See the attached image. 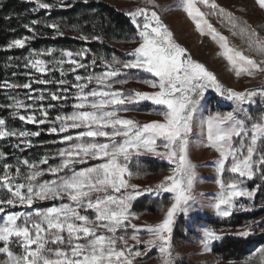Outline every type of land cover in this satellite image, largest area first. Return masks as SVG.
<instances>
[{
    "label": "rangeland",
    "instance_id": "1",
    "mask_svg": "<svg viewBox=\"0 0 264 264\" xmlns=\"http://www.w3.org/2000/svg\"><path fill=\"white\" fill-rule=\"evenodd\" d=\"M106 2L114 7L115 12L122 13L129 28L117 34L97 32L95 30L96 21L93 19L95 11L86 6L99 4L100 0H0V15L5 17L0 26V30H4L3 33L6 34L4 43L0 45V51L6 53L7 57L3 64L5 81L11 85L31 84L30 89L6 87L4 86L5 81L0 84L2 98L0 119L5 121V127L8 130L40 132L39 136L28 138L13 136L0 139V153L3 154L0 156V177L5 175V164L10 165L8 175L15 178L12 180V184L15 185L16 183H27L26 176L31 171L29 167L31 164H35L43 171V175L37 180L44 183L58 180L65 175L71 176L74 171L79 172L105 162L106 158L73 157L82 162L70 164L68 168L53 175L48 169L60 166L63 160L67 159L59 155L61 150L71 149L73 144L80 142L111 143V141L106 137H83L77 140L78 133L87 130L83 127L69 128L63 133L59 131L52 133L48 129L53 126V122L59 128L60 121L56 120L58 115H70L78 111L74 105L79 102L77 96L80 90L73 86L77 83V75L82 78L79 83L86 85L85 92L118 91L125 96L134 95L137 92L153 93L146 91V84L147 81H156L158 78L151 74L142 77L132 68H124L123 63L135 59L131 53L142 42L139 35L141 29L137 28L128 13L138 8L144 9L149 14L154 11L172 34V40L185 50V57H191L194 62L202 64L213 73L224 89L256 93L250 100L237 102L234 99H227L226 93L221 95L209 84L204 91V96L198 97L197 111L193 117L192 129L188 133L187 156L191 164L195 166L192 169L194 175L188 193L191 199L187 205H182L188 208L187 213L178 210L173 218L170 238L172 264H264V168L258 171L254 168V175L251 179L240 177L239 173L229 171L234 163L233 157L229 155L224 161V170L218 171L220 153L214 148L204 146L207 144V130L206 124L201 125V120L206 121L209 116L216 114L224 116L231 112L235 119L244 122L245 128L250 133L252 124L264 116V96L260 95L264 91V71L256 70L251 75L242 73L237 76L235 69L221 55L223 50L218 40H214L208 34L206 25H201L205 34L202 35L197 30L196 23L184 10L185 0H106ZM39 3H47L50 7L39 8ZM214 3L217 5L215 12L203 4L197 5L200 11L205 13L208 24L219 35L227 39L231 48L243 52L258 63L264 61V56L259 54L254 46L250 47V42L254 43L257 39L264 41V9L259 7L256 0H214ZM75 7L82 10L73 11V14H64L63 11H69ZM220 9L224 10L223 13H220ZM9 17L12 21H8ZM137 20L143 24V17H137ZM33 21L37 23L33 24ZM49 25H56V27H49ZM250 33H255V35H250ZM17 39L25 41L24 47H9V44ZM65 51L72 52L71 59L78 64H83L84 67H76L69 63V58L63 56ZM77 53H83V55H77ZM38 59L45 61L44 66L47 71L40 73L31 66L30 61L34 62ZM60 60L64 63L59 64ZM73 68L76 70L72 71ZM113 70H118L117 75L107 77L104 84L97 83L96 77L104 78L106 73ZM88 76L93 77L91 83L85 79ZM37 79L49 82L41 84L36 82ZM61 80L66 83L60 84ZM152 90L158 91L156 88ZM53 94L61 99L53 100L51 98ZM41 96L44 97L42 100L39 99ZM94 99L99 98L89 97V101ZM204 101L207 106L204 111H201ZM17 102L33 107H17ZM157 108L166 109L162 105H155L151 100H147L126 102L123 105H109L107 110L115 111L121 119L133 120L143 125L152 121L164 122L162 115L159 117L154 115L159 112ZM42 110L47 111L44 124L27 123L19 119L20 115H35L37 119H43L45 117L42 115ZM85 110H91L87 103ZM139 110L141 111L136 112ZM67 135H71L73 140H64L63 137ZM116 139L122 141L123 137ZM242 140L244 147H241ZM250 140V134L233 138L232 144L238 149L237 159H243V156L247 155V144ZM160 144L161 142L157 141V150L165 151L159 146ZM257 148L259 150L253 154V161L260 159L264 145L258 141ZM45 159L47 163H41ZM24 160H27L29 165H25ZM119 160L128 170L124 179L129 187L121 188L119 192H114L109 188L108 192L117 199H122L129 194L134 195L135 191L141 192L142 195L129 202L128 219L124 226L118 228L115 233L117 247L122 248L126 255L140 251L142 255L139 257L129 255L134 264H163L162 254L159 251L160 242L157 241V245L152 246L145 254L143 241L151 238L147 227L160 223L167 210L175 202L174 192H165L157 186L162 182L171 184V181H165V177L174 175V169L177 168L179 160L176 158L170 161L165 157L144 152L143 149H141V154L133 151L127 161H124L123 157ZM150 161L156 162L158 167L156 171L151 169L153 163ZM160 163H166L167 166H160ZM17 167L21 169L18 177L16 176ZM218 180L225 185L235 181L239 188L254 191L252 197H237L233 202L235 207L231 210V214L257 211H262V213L237 226L210 225L207 220L209 217L219 221L229 217L218 215L213 207L221 193V188L217 184ZM131 185H136V189L134 190ZM184 187H187L186 178ZM96 195H104V193H93V196ZM163 195H166L167 201L160 215H155L157 211L155 214L148 213L147 202L148 205H152L151 201L159 200ZM9 196L10 193L0 187V199H6ZM62 204L75 207V203L70 201L67 195H61L56 199L34 200L31 207L21 205L17 201L14 207L8 206L4 213H0V224L3 223V217L11 212L21 215L31 213L35 216V213L39 211H46L48 208L59 207ZM140 208L142 209L139 210ZM79 211L81 215H88L90 219L95 220L94 210L81 208ZM22 222V220L18 221V223ZM133 225L136 226L135 229ZM88 226L95 227V225ZM95 230L98 234L112 235L103 228L96 227ZM206 230H211L221 237L218 240L209 241L207 250L203 244ZM244 231H248L247 236L252 235L251 239L256 241L246 254L234 260H225L213 251L215 242L225 236L240 235ZM133 234L139 237L141 243L137 244L131 239ZM121 236L125 237L126 246L119 240ZM0 246H3V242H0ZM11 248L16 254L23 251L17 244H12ZM6 260L7 256L0 254V264H4Z\"/></svg>",
    "mask_w": 264,
    "mask_h": 264
},
{
    "label": "snow or ice",
    "instance_id": "2",
    "mask_svg": "<svg viewBox=\"0 0 264 264\" xmlns=\"http://www.w3.org/2000/svg\"><path fill=\"white\" fill-rule=\"evenodd\" d=\"M256 2L261 9H264V0H256ZM198 4H203L212 12H215L217 5L214 0H185L184 10L196 23L197 30L202 35L205 34L201 27L203 24L206 25L208 34L214 40H218L219 46L223 50L221 55L235 69L236 75L239 76L242 73L251 75L256 70L264 71V61L258 63L243 52L228 45L227 39L219 35L208 24L205 13L200 11ZM49 7L47 3H39V8L47 9ZM219 11L223 13L224 10L220 9ZM128 15L132 17L137 28L141 29L139 35L142 42L131 53L135 59L123 63V67L143 69L151 73L158 79L147 81V83L158 91L152 94L137 92L127 96L118 91L92 90L85 92L86 85L79 83L82 78L76 76L77 83L73 86L80 90V94L77 96L79 102L74 107L78 111L70 115H58L56 120L60 121L59 128L53 122V126L48 131L63 133L69 128L83 127L87 130L78 133L77 140L83 137H106L111 143H75L71 149L59 152L61 157H67V159H64L60 166L51 167L48 171L56 175L68 168L70 164L82 162L79 159H73V157L85 156L93 159L106 158V160L96 167L79 172L74 171L71 176L65 175L58 180L44 183L37 180L43 175V171L38 169L35 164L29 165V162L24 160L23 163L29 165L31 169L26 176L27 183H16L15 185L12 184V180L15 178L8 175L10 165H4L5 175L0 177V181H2L0 187L6 189L10 196L6 199H0V205H2L0 206V213H4L8 206L14 207L17 201L21 205L31 207L34 200L56 199L61 195H67L68 199L75 203V207L62 204L59 207L48 208L46 211H39L35 213V216L31 213L21 215L17 212L6 214L3 217V223L0 224V242H3V246H0V254L7 256L4 264H134L129 255L139 257L142 253L136 251L134 254L126 255L122 248L117 247L115 233L118 228L124 226L128 219L129 202L142 193L135 191L134 195L129 194L122 199H117L108 192V189L111 188L112 191L119 192L121 188L129 187L128 182L124 179L128 170L119 158L123 157V160L127 161L133 151L141 154V149L144 152L165 157L170 161H174L176 158L179 160L177 168L174 169V175L165 177V181H171V184L162 182L157 186L165 192H174L175 202L167 210L160 223L147 227L151 238L143 241L145 254L159 241V251L162 254L163 264H172L170 238L173 218L178 210L187 213L188 208L182 207V205H187L191 199L188 193L194 175L192 169L195 166L191 164L187 156L188 133L192 129L193 117L199 103L198 97H203L209 84L221 95L226 93L227 99H234L237 102H242L245 99L250 100L256 93H242L232 89H224L213 73L209 72L202 64L194 62L191 57H185V50L172 40V34L156 12L153 11L149 14L144 9L138 8ZM137 17H143V24L137 20ZM32 23L35 24L37 21ZM49 27L55 28L56 25H49ZM29 30L31 31V29ZM250 35H255V33H250ZM24 44V40L17 39L13 40L9 47L23 48ZM253 46L259 54L264 56V41L257 39L254 43L250 42V47ZM77 55H83V53H77ZM63 56L68 57L69 63L76 65V67H84L83 64H78L74 59H71L72 52L65 51ZM30 63L37 72L47 71L43 60L38 59L34 62L30 61ZM58 63L63 64L64 61L60 60ZM116 63L120 62L116 61ZM75 70V68L72 69V71ZM117 72L118 70H113L106 73L104 78L96 77L95 79L97 83L104 84L107 77L115 76ZM85 79L91 83L93 77L88 76ZM36 82L44 84L49 81L37 79ZM59 83L64 84L66 81L61 80ZM4 86L31 88L30 83L11 85L7 81H5ZM260 95L264 96V91ZM89 97H98L99 99L89 101ZM43 98V96L39 97L41 100ZM51 98L53 100L61 99L55 94ZM147 100L166 108V111L157 113L164 117V122L152 121L139 125L133 120L119 118L115 111L107 110L109 105H123L126 102ZM86 103L91 110H85ZM17 107L32 108L33 106L17 102ZM42 115L45 118L37 119L35 115H20L19 119L27 123L44 124L46 123L47 111L42 110ZM204 123L207 130V144L204 146L214 148L221 156L218 171L224 170V161L229 155L233 157L234 161L229 171L239 173L240 177L251 179L254 175V168L257 171L264 168V151H261V157L258 161H253V154L259 150L257 148L258 141L264 145V116L252 124L250 133L245 128L244 122L235 119L231 112L224 116L219 114L209 116ZM249 134L251 140L247 144V155H244L243 159H237L238 149L232 144L233 138L248 136ZM39 135L40 132L8 130L5 127V121L0 119V139L13 136L28 138ZM117 137H123V140L119 141L116 139ZM158 138L162 141L159 146L165 150L163 152L157 150ZM63 139L71 141L73 137L67 135ZM241 147H244L243 140ZM240 154L242 155V153ZM2 155L0 153V156ZM41 163H47V159ZM20 172L21 169L17 167V177ZM185 178L187 187H184ZM217 184L221 188V193L213 207L217 214L223 217L231 215V210L235 207L233 202L237 197H252L254 195V191L239 188L235 181L225 185L218 180ZM131 187L135 190L137 186L131 185ZM24 189L26 191H22ZM93 193H104V195L93 196ZM81 208L94 210L95 220L90 219L88 215H81L79 211ZM21 220L23 222L18 223ZM88 225H95V227ZM96 227L103 228L112 235L98 234L95 230ZM135 227L133 225L134 229ZM248 234V231L240 233L242 236ZM220 238L215 232L206 230L203 241L205 250L208 249L209 241ZM131 239L137 244L141 243L135 234L132 235ZM119 240L124 242L126 246L125 237L121 236ZM12 244H17L23 251L16 254L11 248Z\"/></svg>",
    "mask_w": 264,
    "mask_h": 264
},
{
    "label": "trees",
    "instance_id": "3",
    "mask_svg": "<svg viewBox=\"0 0 264 264\" xmlns=\"http://www.w3.org/2000/svg\"><path fill=\"white\" fill-rule=\"evenodd\" d=\"M86 8H91L95 11L93 14V19L96 21L95 30H97V32L99 33L117 34L125 30L126 28H129L126 20L122 16V13L115 12L114 7L109 5V3L106 2V0H100V3L96 5L89 4L86 6ZM79 10H82V9L75 7V8L70 9L69 11H63V12L64 14H71L73 11L77 12ZM3 18L5 17L0 15V26L4 22ZM8 21H12V18L9 17ZM3 32L4 30H0V45H2L5 41L4 36H6V34H4ZM6 59H7L6 53L0 51V84L3 81H5L3 64H4V60ZM0 94H1V89H0ZM1 99L2 98L0 95V102H1ZM150 162L153 163V168L151 169L153 171H156L158 169L156 162H152V161ZM160 166L166 167L167 164L160 163ZM166 201H167L166 195H163V197L160 198L159 200L151 201L150 203H152V205L150 204L148 205V202L145 201L147 202L146 209L148 210V213L155 214L157 211V214L155 215L159 216L164 206L166 205ZM141 209L142 208H140L139 210ZM261 213L262 211L246 213V214L245 213H239V214L233 213L229 217L222 219L220 221L218 219H214L211 217H209L207 220L210 225L224 224V225L237 226V225L242 224L243 221H247L249 218L255 217ZM251 236L252 235L225 236L221 240L215 242L213 244L212 249L214 252H216V254H218L225 260H234V259H237L239 256L246 254L249 248L256 243L255 240L251 239Z\"/></svg>",
    "mask_w": 264,
    "mask_h": 264
},
{
    "label": "crops",
    "instance_id": "4",
    "mask_svg": "<svg viewBox=\"0 0 264 264\" xmlns=\"http://www.w3.org/2000/svg\"><path fill=\"white\" fill-rule=\"evenodd\" d=\"M132 70H135L136 72H138V74H140L142 77L143 76H147L148 74L150 75L151 73H148V72H146V71H144L143 69H135V68H132ZM152 75V74H151ZM147 85V87L145 88L146 89V91H149V92H153L154 93V91L152 90V88H150V85L147 83L146 84ZM204 96V95H203ZM205 98V97H204ZM206 106H207V103L204 101V104H202V106H201V111H204L205 109H206ZM153 109V108H152ZM158 110H159V112H161V111H166V109H160V108H157ZM141 110H139V111H136V112H140ZM149 114H150V112H149V110L147 111ZM159 112H157V113H159ZM157 113H155L154 115H156L157 117H159V116H161V115H158ZM148 114V115H149ZM204 121H205V119H203V120H201V125H204L205 126V123H204ZM157 141L159 142H162L160 139H157ZM142 158V157H141ZM143 159H146V158H143ZM148 160V159H147Z\"/></svg>",
    "mask_w": 264,
    "mask_h": 264
}]
</instances>
